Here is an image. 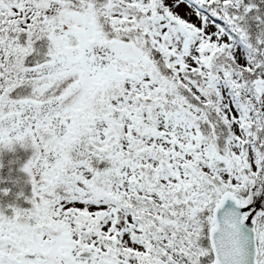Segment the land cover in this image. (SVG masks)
Wrapping results in <instances>:
<instances>
[{"label": "snow or ice", "instance_id": "snow-or-ice-1", "mask_svg": "<svg viewBox=\"0 0 264 264\" xmlns=\"http://www.w3.org/2000/svg\"><path fill=\"white\" fill-rule=\"evenodd\" d=\"M0 264H264V0H0Z\"/></svg>", "mask_w": 264, "mask_h": 264}]
</instances>
